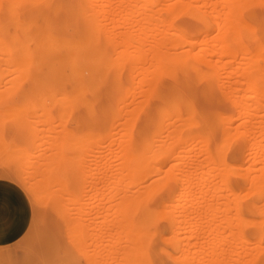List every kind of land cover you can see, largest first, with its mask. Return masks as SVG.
I'll list each match as a JSON object with an SVG mask.
<instances>
[{
	"label": "bare ground",
	"instance_id": "6f19581e",
	"mask_svg": "<svg viewBox=\"0 0 264 264\" xmlns=\"http://www.w3.org/2000/svg\"><path fill=\"white\" fill-rule=\"evenodd\" d=\"M115 1L116 0H0V80L4 79L6 81L5 85L8 84V86L10 84L12 85L10 81L11 82L15 81L17 82V84L18 83L20 84L23 82H24L23 84H25V82H30L32 88L29 91H32V90L33 91H37V90L45 91L46 94L48 93V95H50V97L53 98V100L51 99L53 101V113H56L58 115V118L56 115L55 119H57V121L55 120V121L50 122L51 116L47 114L49 115V122H50V124L47 122L49 124L48 127L51 128L52 122H55L56 125L57 124L60 125L59 126L60 128L63 127L62 129H65L66 128L65 126H69L70 129L66 128L69 130L66 131L65 129L63 131L64 133L62 132L63 134L62 133L60 134L62 129L61 130L57 129V131L59 130V132L57 131L56 132L59 134L54 133L52 135L54 136L56 134L60 136H56L52 140H50L51 137L47 136V140L45 138L43 144L45 143V141L46 143L47 141L48 142L53 141V143L51 142L50 143L52 145L55 144V146L56 144L57 146L59 144L58 147L60 148L58 149L62 148L61 150L64 155L70 154L71 156H74L72 157L74 160L77 159V156L81 157L82 154L83 156L88 155V153H85L86 151L84 150L86 149L87 151H89L88 145H90V148L94 147L95 145H93V143H95L97 140L98 141L96 142V144L99 142V145H101L102 150L101 148H99L101 151L100 152L96 151V152H99L100 155L102 154L101 155L102 159L106 156L105 151L107 155L115 154V155H112L113 156L112 158H110V160L113 159V161L115 160V162L114 163L111 162L110 165L112 166L107 167L108 171L106 170L107 169L106 166H107V163L109 164V161H107L106 163L105 162L100 163L101 165L100 170H99L100 166L99 167L96 166V168L100 171L101 174L99 172L97 173H99V175H102V184H103L102 189L105 187L104 188L105 192H103L104 195H102L103 193H101L102 196L100 195V198L115 201V202L113 201L114 203L111 202L113 204L108 203L103 208L104 209H107V208L114 209V207H116L118 208V210L117 209L116 210L119 211L118 216H120L118 218H120L123 221L125 220L124 222L129 221V223L130 222L132 223L136 222V224L138 223L137 225H135L134 223L133 225H135V227L131 228L130 227L131 224H128L126 222L128 227H130V230L133 229L132 232L134 233L136 232L135 235H133L132 233L131 235H133L134 237H136V239H138L137 241L140 242L139 244L140 246L138 244L137 245L139 247L137 245L132 244L133 243L132 240L134 241L135 238L133 239V237L130 234H128L129 230L127 229L129 228L126 226L127 234L130 236V238L127 235L128 237V238L126 237L127 240H125V238L124 240L127 242L129 241L128 243H131L129 245H133L134 247L130 246L127 248V245L124 246L125 248H127L125 249V252L130 253L131 251L136 250L135 248H137L138 252L141 249L146 250L145 252L141 250L144 252L143 258L141 257L143 256V254L142 253L139 254L141 251L139 253H137L136 251L137 254H135V258L137 259V261L134 260L135 258L133 254L135 252L134 251L131 252L132 256L128 255V257L129 258L131 257L130 259L132 261L129 260L128 258L129 262L127 261L128 263H125V264H133V262H135L134 264H139L140 262H142L141 264H146V261H147V264H152L155 257L158 259L159 256L163 255L161 254L157 257L156 256L157 250L155 252L153 250V254L154 253L156 254L155 256L146 254V253H149L150 251L147 248L152 249L151 247L155 245L153 242H152L153 245L150 242L157 238V234L155 233H158V236H159L158 238H161L162 245L164 244V247H161V249L163 248L164 250L163 249L161 250L160 247L156 245L158 246L157 248L159 252L160 251L165 252L166 256L164 255V259L162 258V256L160 257L162 258L163 261L171 260L172 264H194L195 260L196 262L198 261L197 262L198 264H200L199 261H203V260L207 262V264H215L216 262L218 263V261H221V260L216 261L217 258L214 256L216 255V250L214 249L215 254L214 252L213 253L211 252L210 244H213L212 242L213 239L211 241L209 240L210 243L206 242L208 239L213 237L214 231L213 232L210 231V233L207 232L208 233L206 235L207 240L205 239L206 241L203 242L204 244L206 242L207 244L210 245V249L208 250V256L210 252L214 256V257H211L212 256L211 255L208 261H206L208 259L207 258L208 256H206L207 258L206 260H205V257L203 258V256H205L204 253H207L205 252V250L208 248L205 247L206 249L204 250V247L202 246L204 250L203 254H201L200 252L202 257L198 252L199 250L196 252V254L198 253L200 255L199 256L200 258L197 257L198 254L197 256L194 255L193 257L192 252H195V251H192L189 248H187L186 245L191 246V244L189 243L187 244L186 241L188 238L187 237L188 234L190 233L192 234V232L195 233L194 229L195 227H200L199 224L203 223V225L206 227L213 226L212 209L215 210L217 209V207L214 208V206L211 205V201L209 200L212 198L211 196H216V194L220 190L222 191L223 189L224 191L226 190L227 192H229V194L230 193L232 194V192L230 191L233 190V187L229 184V180L232 176L239 175L242 177L244 174H246L244 176L247 178L251 176V175L250 176L248 175V173L251 174L250 172H252L250 171V168L243 169L244 167L242 168L241 165H236L235 163H231L230 170L228 172H223L221 170L216 160V157L214 155L217 138H219L220 140L228 139L231 142H233V139L239 136V135L236 136L238 133L235 134V132H240V135L243 134V138H245L244 134L249 133V131L250 133H252L251 132L253 131L252 127H255L257 128L256 130L257 133L258 132L260 133H258V136H256L255 134L254 135L256 137L262 136V138L260 139H263V135H264V116L263 115L264 114H260V116L257 114L259 119L257 122L254 120L255 124H253V121H252L253 119H251V117H253L254 110L256 107L254 106L255 103L256 105L258 104V110L260 109L263 111L264 109L263 108L264 107V66L262 65L263 67L260 66L261 67L260 68L259 63H258L259 58H261L262 60V57H263L264 59V31H262L261 22H257L256 16L248 15L247 13L249 8L253 7V4H256L257 1L256 0L254 1L253 0H243L244 3L249 5V7L235 8V7H231V5L240 3L241 0H233V1L232 0H220V1L219 0H213V1L212 0H173V1L171 0V2L173 3L166 2L168 0H118V3L120 5L122 3V6H124L123 5L124 2L128 3L127 6L129 5L128 7L124 6L126 7V10H124L125 13H123L124 14L123 16L118 15L119 14L118 8H114ZM258 2L260 1L258 0ZM176 4L181 5L180 11L183 13H186L193 17L203 16V17H206L207 19V23L203 26V28H199L194 31V33H196V36H193L192 34V39H187V38H183L180 36L171 35L170 32L168 31V27L165 24L164 17L161 16V10L164 9V7L167 8L169 12H171L173 8L169 6H174ZM156 5H160L161 9L160 7L157 8ZM133 16L138 17V18H134L133 22L130 25L128 24L127 27H125L124 21L127 20L129 23L130 21L128 19L130 18L132 19ZM215 16H219L220 19L217 20ZM214 18L219 22L216 23L217 21ZM213 20L214 22H212ZM127 21H125V23ZM121 23H123L124 26L121 25ZM213 23H216V28H215V25H214V28L217 29L218 32L215 29H213L217 32L216 35L212 34V33L215 34V31H212ZM148 29L151 30L150 31L151 33L149 34L147 33ZM140 30H143V31H140ZM146 40L149 41V44L147 45H145L147 43ZM131 46L133 47V49L131 48ZM130 48L132 49V51L129 50ZM237 55H239L238 59L235 57ZM213 56L215 58H213ZM228 58L231 62L233 63L236 62L234 67H233L234 64L229 63L230 61L228 60ZM148 59H149V62H148L149 64H147L144 67L143 65L147 63L146 60ZM231 59H233V61ZM130 61L132 64L134 63L131 66H130ZM241 65L242 66L245 65L244 67L245 69L243 71L240 70ZM150 66L151 68H153L152 70L149 68ZM219 68L221 70L222 68L224 69L230 68L231 70L229 71L226 70L228 71L229 74L231 72H234L235 74H240V76H243L245 79H248L247 83L243 82L245 84V88L243 87V89H241L243 91L242 95L238 93L235 94V91L238 90L235 84H234L235 88H232L231 86L225 85L223 82L220 81V79H222L221 76L225 77L226 75L225 74H224L225 76H223V74L220 75L221 72ZM5 75L7 77H4ZM138 77H141L139 78V84L133 83V85L137 84V86H131V87H134V88H131L128 84L129 79L132 78V81H133ZM151 78L152 79L156 78V79L155 80L153 79L154 81H152ZM232 78H234V75L232 76ZM165 79H168L170 83L165 84L164 83ZM193 83L197 86V89L194 90L191 97H189L185 93L184 89L187 85L193 84ZM3 84L4 83L0 85L1 87L3 86L2 87L3 89L0 87L1 88L0 91L1 90L8 91L9 87L7 88L6 86V89H5L4 88L5 85ZM15 85L14 87H11L12 88V90H10L11 93L10 92L9 94L7 93V96H4L6 95V93L3 95L4 98L11 97L10 95L14 93L15 89H17V87H20L19 85L18 86H15ZM143 86H145V88H142ZM162 89L167 91L170 94V97H171L170 103L160 105L158 107H154V100L157 94ZM247 91H249L248 93H250V95H248L249 97L247 98L250 101V103L249 104L246 103L245 105V104H242L243 102L241 101V99L243 95L247 94L246 93ZM217 93H219V95H222V94L224 95L225 93V95L219 96ZM226 94H229V95H226ZM44 95L43 97H45ZM136 95L141 96V98H139L140 100L135 99ZM41 96L38 99H41ZM128 98H130L129 99L130 101H127ZM0 99H1L0 106L3 105L2 110L4 107L10 105V104L8 105L5 104L6 105L5 106L3 103L4 102L3 98H0ZM246 100L244 101V103L248 101ZM24 104L25 103H23V105ZM50 104L51 103L48 104L45 102L43 106L49 107L48 105ZM202 104H207L209 109L213 113L216 111H222L223 113L222 118L217 122L211 135L208 134L207 130L201 125L199 119H197L199 115L198 106ZM18 105H20V108L24 107V106L21 107V104H18ZM18 105L17 103H13V106L12 105L10 106L15 108L14 106L17 107ZM27 105L33 108L32 107L33 105L31 106V103H26V106ZM226 105L232 106L234 111L228 114L225 111ZM10 106H8L7 108L10 109ZM34 107H35V103H34ZM27 108L29 109V107ZM27 108H25V110L20 109L21 111L19 110L18 112L17 111H14V112L19 113L17 115L18 117L20 116V118L21 117L28 118L31 116L29 113H31L32 110H30V112H26L27 115L29 114V116H23V114L26 115L24 111H26ZM37 109H36V113L42 114L43 108H39L41 109V111L38 109L39 112H37ZM10 110H14V109L11 108ZM48 110L49 109H47V111ZM260 110H259V113H260ZM0 111H1V108H0ZM22 111L23 113H21ZM11 112L13 114V111H10L9 113L10 115H11ZM255 112H258V111L256 110ZM41 114L39 117V115H36L33 111L32 117L38 116L39 118L37 119L42 118L43 120H46L47 115H44L45 113L42 115ZM43 115L45 117H42ZM6 117L7 116H5V118L2 117L4 122H5ZM53 118L54 117L52 116L51 119L54 120ZM239 118L241 119V122L240 124L239 122L236 124L235 123L236 119H239ZM42 119H40V121H42ZM16 120L18 121V119ZM33 120L34 122L30 120L31 121L30 125L35 123L36 119L34 118ZM3 121L1 122V115H0V126L3 123ZM22 122L25 124L27 121L22 120ZM22 122L18 121V124L20 125L21 123L22 125L20 126H23L24 124ZM40 123L42 124V122ZM18 124H16V126ZM27 124H28V127H30L29 123H26L25 126H27ZM233 124H236V126L233 127ZM42 125L44 126V124ZM82 127H85L86 129H88L87 132L84 131L83 133L85 135V138L83 137V134H82V138L85 139L83 142L81 141V136L79 134V131ZM238 127H242L241 128L242 130H238L239 129ZM24 128L26 129L27 127H24ZM250 128H252V130H250ZM43 130L45 131V129ZM51 130L50 132H52ZM195 130H198L196 135L195 133L193 134V131ZM45 132L47 133L49 131H45ZM192 135H193V138H192ZM248 137L246 138L248 139ZM191 138L194 139L193 142L195 141L198 143L199 148L201 147L200 148L201 150H199L198 147L196 149V150H199L197 152L201 151L200 153H204L205 151L203 146H201L202 144L200 145L201 140L204 139L203 142L205 141V144L208 142V146H206L207 147L206 152L208 155H206L207 156V158H205L206 160L205 159H204L205 161L203 160V162H206V163L208 162V167L206 170L201 171V173L199 172L200 170L198 171L199 172L198 179H200L201 183L198 186L199 188L196 187L197 184L195 183H197V180H198L196 178L197 179L196 182L193 180L195 182L193 183V186H195L196 190L192 189L193 191H198L196 192L198 201L200 200L199 198L203 200L204 193L206 192L210 193L211 198L208 199L205 196L206 199L204 198L205 201L203 200L202 204H200L201 201H199L198 203L195 200L194 202V199L196 198L195 196L192 198L191 197L189 198V193H190L189 188L192 187L191 183L193 181L192 179H190L191 174H189L190 177L189 176L184 177L185 176L184 173L186 171L188 173V167H187V170L184 172L183 168H181L183 167L181 166L182 163L179 161L182 158L183 159L185 158L184 157V153L186 155L185 150L186 151L188 150L189 153H191L190 150L192 151L195 150L196 147L191 145V144H194L195 142L192 143ZM0 139H1V136H0ZM185 139L186 141L188 139V144L192 146V149H189L191 148L189 145H182L185 142ZM255 139L254 141L258 140V139L256 140ZM86 142L88 143V145L85 146L87 148L84 147V145L87 144ZM210 142H211V145L209 144ZM63 144L65 145L67 144L71 149H73V151L78 152V153L75 154V152L70 150V148L69 150L72 151L73 153L71 154L70 151L69 153H65L64 149L65 151H68V150H67V146L66 148H64L65 146ZM113 144H115V146L111 147V145ZM181 145L185 147V150ZM194 145L196 146L197 144H194ZM254 145L251 144V146L253 147ZM186 146H189V148ZM251 146L249 145L250 150H251ZM80 147L84 148V149L81 148L84 152L81 155H78L79 154L78 150H80ZM6 148L7 147H5V151L8 152ZM260 148H263V147H260ZM47 149H49V147L46 146V151ZM91 149L92 151L95 152V150H93L95 148H91ZM5 151L3 152V155H5L4 154L6 153ZM53 151L54 150H52L51 152L53 153ZM62 152L58 150V152L55 154V157L57 156V158H59L57 162L59 160L65 161V159L64 160L60 159L62 157ZM252 152L254 153V150ZM52 153H50L49 155H47L46 153L41 154L42 155L41 157L47 158L46 155L51 157ZM8 154L9 153H7L6 155L9 156ZM19 154L20 153H18V156ZM30 154H33V152L32 153L29 152V155ZM38 154L36 153L35 155H38ZM70 155H67V156L69 157ZM110 155L106 157H109ZM254 155L253 157L255 158ZM52 156H54V154ZM114 156H117L121 162L117 163L118 159ZM38 157L40 158V155H38ZM50 157L48 159H50ZM87 157H92V156L88 155ZM159 158H164V159H159ZM262 158H264V156L258 159L261 160ZM84 159L85 158H82L81 160H84ZM88 159L89 161H91L90 158ZM104 159L109 160L108 158H104ZM104 159L101 161H104ZM69 160L70 158L68 159V161ZM81 160L80 162H82ZM89 161H86V163L88 164ZM96 161H97V158H96ZM101 161L99 160L97 162H101ZM200 161L202 160H199V162ZM177 162L181 163L180 166L177 165ZM112 163L114 165L117 163L116 167L115 166L113 167ZM94 164L98 165L96 164V162ZM263 164H264V161H263ZM61 165H59L60 170H61V167L64 166V165L62 166ZM80 166H81V163H80ZM55 167H58V165H56ZM85 167L88 168L90 166L86 165ZM92 168H94V166ZM192 168L194 169V166L191 167V171L193 170ZM196 168L198 167H195V169ZM257 169H259L258 166L256 168V171H260L261 172L260 175L264 173V170H261V169L257 170ZM90 170L89 172L94 173ZM175 170H177L176 173H174ZM85 171H88V170H85ZM105 171H107V175H105L106 174ZM109 171L111 172L114 171L115 173L118 172L120 173V175L117 174L116 175L117 178L113 180H111L110 178L106 179V176L110 177L111 172L108 175ZM113 173L111 174L112 175L111 177L114 176ZM257 173H256V176H257ZM90 174L88 175L90 176ZM244 176L242 179L245 181L246 178ZM252 176L256 177L253 174ZM212 177L217 179V181L215 180L216 182L213 181L214 184H212L213 183L212 181H211V184L208 182L209 179H212ZM252 178H251L252 182L247 179H246V182L250 181L249 182L250 186H252V183H253V186L256 187L257 184L254 185V182L258 181L259 179L258 180L255 179V181L253 182ZM142 181L145 183H142ZM189 181H191L190 184H189ZM131 188L134 191H132ZM209 193H206L205 195ZM192 195L190 194V196ZM199 195L202 197H198ZM239 196L241 197L243 195H241L240 193ZM149 197H151V203L154 205L153 211L156 217L155 223L150 222L145 217L144 209L146 206H148L150 202ZM206 200H209L210 202L207 204L204 203L206 202ZM90 201L91 202L87 204L88 205L87 207L89 208V210L95 206L100 205V204L96 205L95 200L94 202L93 200H90ZM103 201L105 202V200H102V203H104ZM226 202H229V200H227ZM226 202L224 203L226 204ZM224 203L222 204L224 207L220 205L221 203H219L218 205V206H222L221 210L228 208L226 207L228 205H224ZM199 204L201 205L200 207H204V209L203 208L202 209L206 215L204 218L205 220L204 219L199 220L200 216L196 220L197 218L196 217L197 215H196L195 216L196 218L191 221L188 220V218L191 219V217L186 218L189 222H187V220L184 218L183 221L186 220V222H184L183 225L181 226L182 218L186 216V215H183V213L187 212L189 208L192 209L193 207ZM101 205L103 206V204ZM108 205L110 206L108 207ZM215 205H216V202H215ZM58 207L60 208L61 206H58ZM185 208H187V210ZM177 209H180L179 212ZM183 210L184 211L186 210V211L183 212ZM198 210L200 211V209ZM217 210H215L214 213H217ZM221 210L219 211L221 212ZM103 212H104L103 213L104 215L108 214V213L106 214L105 211ZM223 212L224 210L222 211V213ZM71 217H69V219L72 220L75 216H73L72 218ZM77 218H80V217H77ZM77 218H74L73 221L76 222L78 220ZM80 219L82 220V218ZM224 219L226 220L225 216H224ZM85 220L86 222L89 223V219L87 220L86 218ZM214 221H217V220H214ZM84 222L82 224V227H84L85 225H88V224H85L86 222L85 223ZM139 223H140V226H139ZM143 224H144L143 227L146 229L148 228V224H151L153 226H155L156 224L161 225L162 226L161 229L164 231V235H163L164 237H161V234H163L162 231L160 232L161 234L159 232H155L156 230L158 231V229L153 230L152 232L151 229H154L153 226H149L151 228H149V230L148 229L145 230L142 227ZM145 224H146V227H145ZM79 226L80 225H78V227ZM136 226H139V229ZM183 227L186 229H184ZM87 228L89 229L90 227H87ZM135 228L136 230L134 231ZM93 230L95 232V230L97 229L93 228ZM140 230H142L141 232H143L142 234L140 233L141 236L138 234ZM182 230H183V234L187 233L186 234L187 236L184 234L187 238L184 237L183 235L181 236ZM149 231L153 233L152 236ZM207 231H209V228ZM98 233L100 232L98 231ZM136 234L139 236V238ZM92 235L96 236V233L95 235L94 234ZM142 235H144L145 237ZM153 235L154 236L156 235V237L154 238ZM216 236L217 234L214 235V239ZM90 237H91V234L89 238ZM96 237H93V238L96 239ZM102 237L103 235L101 236V238ZM143 237L144 238L148 237L149 240L143 239ZM93 238H90V240ZM221 238L223 237H220V239L218 240L219 244H220L219 241L222 240ZM98 239H100V237ZM140 239L142 240V243L145 240L148 241V242L145 241L142 244L143 246H146L144 245L145 243L147 244V246L149 244H151L152 246L150 247L148 246L146 248L143 247L141 245ZM156 240H154V242H156ZM159 242L158 244L160 245L161 243ZM198 242L200 243V241ZM93 243H96V242L93 241ZM156 246H153V247H156ZM213 246L214 248H216V246L218 247V245H213ZM95 247L97 246L95 245ZM140 247H143V248L140 249ZM92 249H95V248H92ZM128 249H131V250L126 251ZM121 251L123 250L121 249ZM200 251L202 250L200 249ZM95 252L96 254L94 252L90 254L92 260L93 258H95L94 257L95 255H97L99 258V255L97 253H101L97 251ZM127 253H125V255H127ZM217 253H218V250H217ZM138 254L141 255L139 256L140 259L137 256ZM123 255L124 253L122 254V256ZM145 255L148 256L147 260H146L147 257ZM160 258L159 260L161 261ZM193 258L195 259L193 260ZM95 260L96 259H94V261ZM191 260H193V262ZM96 262L100 263L98 259ZM136 262H139V263H136ZM205 262H203V264ZM222 264H225V262H222Z\"/></svg>",
	"mask_w": 264,
	"mask_h": 264
},
{
	"label": "rangeland",
	"instance_id": "374dc122",
	"mask_svg": "<svg viewBox=\"0 0 264 264\" xmlns=\"http://www.w3.org/2000/svg\"><path fill=\"white\" fill-rule=\"evenodd\" d=\"M173 1V0H172ZM213 1V0H212ZM220 1V0H219ZM233 1V0H232ZM254 1V0H253ZM257 2H256V4H253V7H250L249 8V10L247 11V13H248V15H255L256 16V18H257V22H261V24H262V18H261V12H262V8H261V5H264V4H262V3H264L262 0H259L260 2H262V3H260V2H258V0H256ZM120 2V1H119ZM166 2H168V3H170L171 2V0H168V1H166ZM171 3H173V2H171ZM234 3H235V1H234ZM254 3V2H253ZM127 4L128 3H126V2H124V6H126V7H128L127 6ZM200 4V3H199ZM116 6V7H115ZM121 6V7H120ZM124 6H122V3H121V5L118 3V0H116L115 1V5H114V8H118L119 10V14L118 15H124L123 13H125V11L124 10H126V7H124ZM157 6V8H159L160 7V9H161V6L160 5H156ZM155 6V7H156ZM155 7H154V9H155ZM208 7H209V5H208ZM125 8V9H124ZM219 8H220V6H219ZM252 8V9H251ZM123 9V10H122ZM204 9V8H203ZM250 9H251V11H250ZM121 10V11H120ZM202 10V9H201ZM121 12H122V14H121ZM168 12H169V10L167 9V8H165L164 7V9H162L161 10V16L162 17H166L167 15H168ZM216 17V19L217 20H219L220 18H219V16H215ZM134 18H138V17H135V16H133L132 17V19L130 18V19H128L130 22L128 23V21L127 20H125V21H127L126 23H127V25H126V23H125V21H124V25H125V27H127L128 26V24L130 25L132 22H133V20H134ZM212 19H213V17H212ZM215 19V18H214ZM215 19V20H216ZM216 20V21H217ZM212 22H214V20L212 21ZM219 21H217L216 23H218ZM216 23H213V25H212V31H217V29H215L216 28ZM121 25H123V23H121ZM120 25V26H121ZM123 25V26H124ZM214 25H215V28H214ZM213 29H215V30H213ZM140 31H143V30H140ZM139 31V32H140ZM151 30H147V33L149 34V33H151L150 32ZM215 31V34L214 33H212L213 35H216L217 34V32ZM193 34V36H196V33H192ZM195 34V35H194ZM148 40H149V38H148ZM147 41V40H146ZM147 44H149V41H147V43L145 44V45H147ZM119 48V47H118ZM118 48H117V50H118ZM131 48L133 49V47L131 46ZM129 49V50H131L132 51V49ZM146 48V47H145ZM128 50V51H129ZM237 59L239 58V55H237V56H235ZM213 58H215L214 56H213ZM235 58V59H236ZM228 60H229V58H228ZM232 61H233V59H231ZM230 61V60H229ZM146 64H145V62H144V64L145 65H143L144 67L147 65V64H149L148 62H149V59L148 60H146ZM229 63H232V64H234L233 65V67L235 66V64H236V62L235 63H233V62H229ZM258 63H259V67L260 66H264V59H263V57H262V60H261V58H259V60H258ZM134 64V63H133ZM132 63H131V61H130V66L131 65H133ZM149 66V65H148ZM247 66V65H246ZM262 66V67H263ZM232 67V66H231ZM230 67V68H231ZM245 65L244 66H240V70L241 71H243L245 68ZM151 70L153 69V68H151V66L149 67ZM221 68V67H220ZM219 68V69H220ZM230 68H227V69H224V68H222V70L220 69V75L221 74H223V76H225V77H229L230 78V80H229V78L227 77V78H225V77H222L221 76V78L222 79H220V81L221 82H223L225 85H229V86H231L232 88H235V86H236V88H238V90L237 91H235V94H240V95H242L243 94V91L241 90V89H243V87L245 88V84L244 83H247V80L248 79H245L243 76H240V74H235L234 72H231L232 73V75H231V73L229 74L228 73V71L229 70H231ZM261 68V67H260ZM226 70H228V71H226ZM227 72V73H226ZM225 74V75H224ZM234 75V78H236V79H234V78H232V76ZM4 77H7L6 75L4 76ZM139 78H141V77H138V78H134L135 80H133L132 81V78L131 79H129V86L131 87V86H137V84H139ZM157 78V77H156ZM155 78V79H156ZM8 79V78H7ZM152 79V78H151ZM154 79V78H153ZM152 79V81H154ZM237 79H239V80H237ZM4 80V79H3ZM3 80L1 79L0 80V85H2V83H4L3 85H5V80H4V82H3ZM9 80V79H8ZM242 80H244V81H242ZM2 81V82H1ZM134 81H136V82H134ZM151 81V80H150ZM240 83H239V82ZM14 82V83H13ZM13 82H11L10 81V83H12V85L10 86H8V82L6 83L7 85H5L4 86V88L6 89V86H7V88H8V91L6 90V91H3V90H1L0 92H2V93H0V95H2V96H0V98H3V103H4V105L6 104V105H8V104H10V105H12L13 106V103H17V105L18 104H21V107L22 106H24L23 108H20V105H18L17 107L16 106H14L15 108H13L12 106H10V105H8V106H10V109L12 108V109H14V110H10L9 108H7L8 106H6V107H4L3 108V110H2V106L3 105H1L0 106V108H1V111H0V115H1V122L3 121V118H5V116H6V114H4V113H7V117H6V119H5V122L3 121V123L1 124V126H0V136H1V141H0V143L1 144H3V145H1L0 144V149H2V150H0V152L1 151H3V149H4V151H5V147H7L6 149H7V151L8 152H6V153H4L5 155H3V152H1L0 153V170H7L8 172H10L11 173V175L15 178V180H16V182H17V184H18V191L19 190H22L24 187H27V189L28 190H30L31 191V193H32V195H31V197H25V202H26V205H27V210L26 211H21V214H20V217H19V220H18V222H17V224H16V226L11 230V231H8V232H6V235H12L13 233H16L18 236H19V239H18V241H16L15 243H13V244H11V245H8V246H0V264H66V262H67V264H125V263H128L129 261H128V255L129 256H132V253L131 252H135L133 255H134V258H135V254H137V253H139L141 250H143V249H141V248H143V247H150V246H152L153 245V243L155 244V245H153V246H156V245H158L159 247H160V249H161V247H164V244L162 245V239L161 238H158L159 236H158V233H155V234H157V240L156 239H154V240H156V242H154V240L153 241H150L151 243H152V245L151 244H149L148 246H147V244L145 243L144 245H146V246H143L142 244L146 241H144L143 243H142V238L140 239L141 240V245L143 246V247H140V251L138 252V250H137V248H135L136 250H133V251H131L130 253H127V252H125V249H127L128 247H134L133 245H139L140 244V242L139 241H137L138 239H136V237H134L133 235H135V233L134 232H132V230H130V227L131 228H134L135 227V225H137L136 224V222H130L129 223V221H126L128 224H131V226L130 227H128V225H127V223L126 222H124L123 220H121L120 218H118V217H120V216H118L119 215V211H117L118 210V208H116V207H114V209L113 208H107V209H104L103 207L105 206V205H107L108 203L109 204H113L114 202L113 201H111V200H109V199H104L103 197V199H101L100 198V195H101V193H103V192H105V190H104V188L102 189V187H103V184H102V175H99V173H100V168H101V165H100V163H102V162H107V161H109V164L107 163V166H106V168L108 167V166H112V165H110L111 164V162H115V160L113 161V159H111L110 160V158H112L113 156L112 155H115V154H112V155H110V154H108V155H110L109 157H106V156H108L107 155V153H106V151H105V154H106V156L104 157V158H108L109 160H107V159H104V161H101V160H103L102 159V157H101V155L99 154V152L102 150V147H101V145H99V142L96 144V142L98 141H94L95 143H93V145H95L94 147H91V148H95V149H93V150H95V152L94 151H92V149L90 148V145H88V143L87 144H85L84 145V147L86 146V145H88V149H89V151H91V152H89V151H87L86 149L84 150V151H86L85 153H88V155L90 156H92V157H87L88 155H84V156H86V157H84L83 156V150L82 149H84V148H82L83 146V144L81 145L82 147H80V150H78L79 151V154L78 155H81V157H79V156H77V159L76 160H74L72 157H74V156H71L70 154H63V152H62V148L61 149H58V148H60V147H58L59 146V144H58V146H57V144H56V146H55V144H51V143H53V141L51 142V141H47V143H46V141H45V143L43 144V142H44V140H45V138H46V140H47V136L48 137H51V139L50 140H52L54 137H56V136H60V135H56V134H59V133H57V132H59V130H61L63 127H59L60 125L59 124H57L58 125V127H57V125H56V123L55 122H52V124H51V128L50 127H48L49 126V124H50V122L51 121H57V119H55L56 118V113H53V98L52 97H50V95H48V93L46 94V92L45 91H29L32 87H31V83L30 82H25V84H23V83H18L17 84V82H15V81H13ZM149 82V81H148ZM148 82H147V84H148ZM231 82V83H230ZM242 82V83H241ZM244 82V83H243ZM133 83H137V84H134L133 85ZM150 83V82H149ZM164 83L165 84H169L170 83V81L168 80V79H165L164 80ZM15 84H17V85H15ZM233 84V85H232ZM234 84H235V86H234ZM14 85L15 86H20V87H17V89H15V91H14V93H12L10 96L12 97H6V98H4L3 97V95L6 93V95H4V96H7V93L9 94V92L11 93V91L10 90H12V88L11 87H14ZM26 85V86H25ZM1 87V86H0ZM3 87V86H2ZM1 87V88H2ZM0 88V89H1ZM131 88H134V87H131ZM142 88H145V86H143ZM240 88V89H239ZM3 89V88H2ZM13 90H14V88H13ZM224 92V91H223ZM249 91H247L245 94L246 95H243L242 96V99H241V101L243 102H241L242 104H245L246 105V103L247 104H249L250 103V101L247 99L249 96L248 95H250V93H248ZM45 94V95H44ZM218 95H219V93H217ZM42 95V96H41ZM43 95L47 98H45V97H43ZM48 95V96H47ZM224 95H225V93H224ZM223 94L222 95H219V96H224ZM226 95H229V94H226ZM40 96H41V99H38V98H40ZM36 97V98H35ZM43 97V98H42ZM136 98V100H140L139 98H141V96L140 95H136L135 96ZM244 97V98H243ZM246 97V98H245ZM50 99V100H49ZM52 99V100H51ZM130 98H128V100L127 101H130L129 100ZM248 101H247V100ZM1 100V99H0ZM28 100H30L31 102V106L33 107V108H31L30 106H28V105H30V104H28L27 106H26V101H28ZM38 100V101H37ZM247 101V102H245L244 103V101ZM38 102V103H36V102ZM51 103L50 105H48L49 107H47V106H43V104L45 103ZM126 101V102H127ZM1 102V101H0ZM42 102V103H41ZM23 103H25L24 105H23ZM34 103H35V107H34ZM15 105V104H14ZM39 105H40V107H39ZM46 105V104H45ZM254 106H256L255 107V110H254V114H253V117H251V119H253L252 121H253V124H255V122H254V120L257 122L258 121V119H259V117L257 116V114L260 116V114H264V107L262 108L263 109V111L262 110H260V113H259V110H258V104L256 105V103H255V105ZM27 107H29V109L27 108ZM37 107H38V109L39 108H43V110H42V114H44V115H47V114H49L51 117L53 116L54 118V120H52L51 119V117H50V122H49V115H47L46 116V120H43L42 118H40V119H42V121H40V119H37V118H39L40 117V114H37L36 113V109H37ZM6 108V109H5ZM25 108H27L26 109V111H24L25 113L26 112H30V110H32V112L31 113H29L31 116L30 117H28V118H26V117H21V118H23V119H21L20 118V116L18 117V115L17 114H19V113H15L14 111H19L20 109H24L25 110ZM31 108V109H30ZM260 108V107H259ZM5 109V110H4ZM37 109V112H39V110L41 111V109H39L38 110ZM47 109H49L48 111H47ZM6 110H8V111H6ZM13 111V114H12V112H11V115L9 114L10 113V111ZM258 111V112H255V111ZM21 111V110H20ZM33 111H34V113L36 114V115H39V117L38 116H36V115H34V116H36V117H32V114H33ZM43 111H44V113H43ZM225 111L229 114V113H232L233 111H234V109H233V107L232 106H230V105H226V107H225ZM1 113H3V114H1ZM21 113H23V111L21 112ZM29 114L27 115V113H26V115H24L23 114V116H29ZM41 114V115H42ZM256 114V115H255ZM42 116V117H45V116ZM17 116V117H16ZM264 116V115H263ZM3 117V118H2ZM19 118H20V120H19ZM25 118V119H24ZM30 118V119H29ZM32 118V119H31ZM36 119V120H38V121H36L35 120V123L34 124H32V125H30V123H31V121L30 120H32V122H34V120L33 119ZM57 118H58V115H57ZM16 119H18V121H21L22 122V120H25V121H27L26 123H29V125H30V127H28V124H27V126H25V124L23 125V126H20V125H22L21 123H20V125L18 124V121L16 120ZM45 119V118H44ZM16 121H17V123H16ZM44 121V122H43ZM251 121V122H252ZM37 122V123H36ZM40 122H42V124H44V126L40 123ZM49 124H48V123ZM239 122V124H240V122H241V119L239 118V119H236V124ZM18 124L17 126H16V124ZM46 123V124H45ZM58 123V122H57ZM55 126H54V125ZM236 124H233V127L234 126H236ZM239 124H238V126H239ZM42 125V126H41ZM254 126V125H253ZM24 127H27L26 129L24 128ZM45 127V128H44ZM48 129H47V128ZM55 127V128H54ZM57 127V128H56ZM66 128H69L70 129V127L69 126H65ZM252 127V126H251ZM28 128H30V129H28ZM65 128V129H66ZM239 129L238 130H242L241 128L242 127H238ZM253 128V131H251L252 133H250V131H249V133H247V134H244V137L245 138H243V134L242 135H240V132H235V134L236 133H238L236 136H238L237 138H234L235 139V141H234V139H233V143L235 144V145H237L238 146V152H237V155L236 156H234L233 157V160H232V163H235L236 165H241L242 166V168L243 169H249L250 168V171H252V172H250L251 174H249L248 173V175L250 176H252V174L253 175H255L256 176V173L257 172H259V173H257V176L256 177H254V176H250V177H245L244 175H246V174H244L243 176L247 179V180H250L251 182H252V180H251V178L253 179V182L255 181V179L256 180H258V181H255L254 182V185H256L257 184V186L256 187H254L253 186V183H252V186H250V181H247L246 182V179H245V181L242 179L243 178V176L241 177V176H239V175H235V176H232L231 178H230V180H229V184L233 187V190L232 191H230V192H232V194L230 193L229 194V192H227L226 190L224 191V189L221 191H219L217 194H216V196H211L210 197V193L209 192H206V193H209V194H207V195H205L206 193H204L203 194V200L205 201V199L206 198H211V199H209L210 201H211V205L212 206H214V208L215 207H217V209H215V210H217V213H214V211L215 210H213L212 209V217L214 218H212V224H213V226L212 227H206V226H204L203 225V223H201V224H199V226L200 227H195V229H194V232L195 233H193L192 232V234L190 233V234H188V236L186 235L187 233H184L183 234V230L184 229H186V228H184L183 230H182V232H181V236L183 235L184 237H186L187 238V244L189 243V244H191V246H188V245H186L187 246V248H189L190 250H192V251H195V252H192L193 253V257H194V255H196L197 256V254H196V252L198 251L199 252V254H200V252H201V254H203L204 253V250L206 249V248H208V249H206L205 250V252H207V253H204V255L205 256H203V258L205 257V260L206 261H208L209 260V257L212 255V253L214 252V254H215V250H216V255H214L216 258H217V260L216 261H218V260H221V261H218V263L216 262L215 264H222V262H225V264H264V230H262L261 229V220H260V218H259V212H260V210H261V208H264V203H261L260 202V200H259V197L257 196L255 199H253L252 197H253V192L254 191H256V192H258V190H259V187H260V185H261V183L262 182H264V173H262L261 175H260V171H256V168H257V166H258V168L259 169H257V170H264V164H263V161H264V158H262L261 160L260 159H258V158H261L262 156H264V143H262V142H264V135H263V139H260V138H262V136H260V137H256V136H258V133H260V132H258L257 133V128H255V127H252ZM252 128H250V130H252ZM254 128H255V130H254ZM28 129V130H27ZM43 129H45V131H49V132H45ZM52 129V130H51ZM57 129H59L58 131H57ZM65 129H62V131L60 132V134L65 130ZM69 129H66V131L67 130H69ZM50 130L52 131V132H50ZM55 130V131H54ZM87 130L88 129H86L85 127H82L81 129H80V131H79V134H80V136H81V141L83 142L85 139H83L82 138V134L84 133V131H86L87 132ZM42 131H44V132H42ZM57 131V132H56ZM235 131H237V130H235ZM259 131V130H258ZM30 134H29V133ZM86 132H85V134H86ZM198 132V130H195V131H193V134L195 133V135H196V133ZM256 132V133H255ZM45 133V134H44ZM54 133H56L54 136L52 135V134H54ZM64 133V132H63ZM62 133V134H63ZM49 134V135H48ZM249 134V135H248ZM253 136H252V135ZM256 136H255V135ZM50 135H52V136H50ZM246 135H248V136H246ZM251 135V136H250ZM259 135H261V134H259ZM38 136H39V138H38ZM37 137V138H36ZM83 137L85 138V135L83 134ZM190 137V136H189ZM188 137V138H189ZM195 137V136H194ZM246 137H248V139L246 138ZM251 137V138H250ZM192 138H193V135H192ZM191 138V139H192ZM258 139V140H256V139ZM190 139V138H189ZM197 139V138H196ZM251 139V140H250ZM254 139L256 140V141H254ZM36 140H38V141H36ZM96 140V139H95ZM193 140L194 139H192V143H194L193 142ZM201 140V139H200ZM203 140L204 139H202L201 140V143H200V145L201 146H203V148L205 149V151H204V149H203V151H204V153H200V152H197V151H199V150H201L199 147H198V143L197 142H195L194 144H197L196 146L194 145V144H191L192 146H194V147H196L195 148V150H190V152L191 153H189V151L187 150H185V147L184 146H182V145H189L188 144V139H187V141H186V139H185V144L183 143L181 146L184 148V150H185V152H186V155H185V153H184V159L182 160H179L181 163H182V165L181 166H183V167H181V168H183V170H184V172L187 170V167H188V173H187V171L184 173L185 174V176L184 177H187V176H189L190 177V175L189 174H191V177H190V179H192V181L194 180L195 182H196V180L199 178V172L201 173V171H203V170H206L207 169V167H208V162L206 163V162H203V160L205 159V158H207V156L206 155H208L207 154V152H206V146H208V142L205 144V141L203 142ZM245 140V141H244ZM250 141V142H249ZM261 141V142H260ZM3 142V143H2ZM51 142V143H50ZM81 142V143H82ZM186 142H187V144H186ZM189 142H190V140H189ZM200 142V141H199ZM252 142V143H251ZM255 142V143H254ZM256 142H257V144H256ZM42 143V144H41ZM50 143V144H49ZM245 143H246V145H245ZM251 146V144L252 145H254V147L253 146H251V150H250V147H249V145ZM32 144H34V145H32ZM41 144V145H40ZM47 144H49V145H47ZM210 145H211V142L209 143ZM213 144V143H212ZM261 144H262V146H261ZM64 146V148H66V146H67V150L68 151H65V149H64V152L65 153H69V151L70 150H72L73 151V149H71L67 144L65 145V144H63ZM98 145V146H97ZM191 145H189L191 148H189V146H186V147H188L189 149H192V146ZM4 146V147H3ZM33 148H32V147ZM46 146L47 147H49V149H47V151L49 150L50 151V153H52L51 151L52 150H54L53 151V153H52V155L54 154V156H52L51 155V157L50 156H47V155H49L50 153H49V151H48V153H47V151H46ZM51 146V147H50ZM60 146H62V145H60ZM105 146V145H104ZM112 146H115V144H113V145H111V147ZM248 146V147H247ZM96 147H98V148H96ZM197 147H198V149L199 150H196L197 149ZM260 147H263V148H260ZM18 148V149H17ZM36 148H37V150H36ZM54 148H56V149H54ZM69 148H70V150H69ZM82 148V149H81ZM85 148H87V147H85ZM99 148H101V150L99 149ZM105 148H107V147H105ZM188 148H186V149H188ZM253 148V149H252ZM259 148V149H258ZM22 149V150H21ZM33 151H32V150ZM59 151H61L62 152V157L60 158V159H65V161H58L57 162V160L59 159V158H57V156L55 157V154L58 152V150ZM91 149V150H90ZM113 149H115V148H113ZM257 149V150H256ZM20 150V151H19ZM31 150V151H30ZM41 150V151H40ZM45 150V151H44ZM56 150H57V152H56ZM75 150H77V149H75ZM254 150V153L252 152ZM16 151V152H15ZM33 152V154H30L29 155V152ZM70 151L71 152V154L73 153V152H75V151ZM82 151V152H81ZM96 151H99V152H96ZM202 151V152H203ZM256 151V152H255ZM16 153V155H15V153ZM43 152V153H42ZM47 154L46 155V157L47 158H45V157H41L42 155L41 154H45V153ZM261 152H262V154H261ZM7 153H9L8 155L9 156H7L6 154ZM18 153H20L19 154V156H18ZM23 153H24V155H23ZM38 154V155H40V158L38 157V155H35V154ZM78 152H75V154H77ZM90 153H92V154H90ZM97 153V154H96ZM189 153V154H188ZM251 153V154H250ZM26 154V155H25ZM187 154H188V156H187ZM197 154V155H196ZM202 154V155H201ZM249 154V155H248ZM255 156V158L253 157V155ZM256 154H258V155H256ZM33 155V156H32ZM67 155H70L69 157L67 156ZM201 155V156H200ZM251 155V156H250ZM24 156V157H23ZM28 156V157H27ZM31 156H32V158H31ZM35 156H36V158H35ZM45 156V155H44ZM64 156V157H63ZM247 156V157H246ZM249 156V157H248ZM258 156H260V157H258ZM4 157V158H3ZM50 157V159H52V160H50V159H48ZM54 157V158H53ZM66 157V158H65ZM97 158V161H101V162H97L96 161V158ZM114 157H116L117 159H118V161H117V163L118 162H121L120 161V159L117 157V156H114ZM200 157V158H199ZM57 158V159H56ZM70 158V160L68 161V159ZM72 158V159H71ZM75 158H76V156H75ZM79 158H85L84 160H81V159H79ZM88 158H90V160L91 161H89V159ZM202 158V159H201ZM249 158V159H248ZM253 158H254V160H253ZM2 159V160H1ZM47 159V160H46ZM86 159H88V160H86ZM93 159V160H92ZM99 159V160H98ZM116 159V160H117ZM159 159H164V158H159ZM159 159H157V160H159ZM197 159V160H196ZM67 160V161H66ZM71 160H73V161H71ZM79 160V161H78ZM80 160L82 161V162H80ZM95 160V161H94ZM106 160V161H105ZM199 160H202V161H200L199 162ZM206 160V159H205ZM204 160V161H205ZM86 161H89L88 162V164L86 163ZM94 161V162H93ZM183 161V162H182ZM185 161V162H184ZM196 161V162H195ZM198 161V162H197ZM247 162V163H245V162ZM255 161V162H254ZM76 162H78V163H76ZM96 162V164H98V165H95L94 163ZM160 162V161H159ZM162 162V161H161ZM192 162V163H191ZM203 162V163H202ZM249 162V163H248ZM59 163V164H58ZM62 165H64V166H62ZM76 163V164H75ZM80 163H81V166H80ZM89 163H90V165H89ZM93 163V164H92ZM112 163V164H113ZM116 163V164H117ZM181 163H179V162H177V165H179L180 166V164ZM198 163V164H197ZM252 163V164H251ZM116 164L114 165L113 164V167L115 166L116 167ZM202 164V165H201ZM206 164H207V166H206ZM56 165H58V167H55ZM59 165H61L62 167H61V170L59 169ZM90 166V167H85V166ZM103 165V164H102ZM187 165V166H186ZM201 165V166H200ZM204 165V166H203ZM244 165V166H243ZM246 165V166H245ZM251 165V166H250ZM256 165V166H255ZM84 166V167H83ZM94 166V168H92ZM96 166L97 167H99V170L96 168ZM185 166V167H184ZM193 167L194 166V169L191 171V167ZM82 167V168H81ZM190 167V168H189ZM195 167H198V168H196L195 169ZM203 169H202V168ZM204 167H206V168H204ZM262 167V168H261ZM252 168V169H251ZM91 169V170H90ZM94 171H93V170ZM81 170V171H80ZM85 170H88V171H85ZM89 170L90 171H92V172H94V173H91V172H89ZM96 170V171H95ZM107 171H108V168L106 169ZM200 170V171H199ZM253 170H255V171H253ZM107 171H105L106 172V174L105 175H107ZM176 171L177 170H175L174 171V173H176ZM191 171V172H190ZM196 173H195V172ZM199 171V172H198ZM60 174H59V173ZM87 172V173H86ZM97 172H99V173H97ZM111 171H109L108 172V175H109V173H110ZM114 171H112L111 173H110V177L109 176H106V179L107 178H110L111 180H113V179H115V178H117L116 177V175L117 174H119L120 175V173H118V172H114ZM255 172V173H254ZM83 173V174H82ZM91 173V174H90ZM113 173V175L115 176H113V177H111L112 174ZM82 174V175H81ZM86 174V175H85ZM88 174H90V176L88 175ZM101 174V173H100ZM188 174V175H187ZM92 175V176H91ZM196 175V176H195ZM247 175V176H248ZM83 176V177H82ZM86 176V177H85ZM195 176V177H194ZM214 177V176H213ZM212 177V179H209V183L211 184V181L213 182V181H217V179L216 178H213ZM99 178H100V180H99ZM197 178V179H196ZM250 178V179H249ZM34 181H33V180ZM0 180H2L3 181V184H4V190H5V192H7V191H9V188H8V181L7 180H5L4 179V177L3 176H0ZM109 180V179H108ZM56 181V182H55ZM144 181H146V180H144ZM192 182L191 184V186L192 187H190L189 188V198L191 197H196L195 199H194V202H195V200L199 203V201H201V203L200 204H202V202H203V200H201V198H199L200 200L198 201V198H197V193L196 192H198V191H193V190H196V188H195V186H193V183H195V182ZM199 181V182H198ZM215 181V182H216ZM93 182V183H92ZM95 182V183H94ZM96 182H97V184H96ZM148 182V181H147ZM190 182L191 181H189V184H190ZM260 182V183H259ZM107 183V182H106ZM142 183H145V182H143L142 181ZM199 183V184H198ZM200 179H198L197 180V183H195V184H197L196 185V187H198L199 185H200ZM58 184V185H57ZM61 184V185H60ZM212 184H214V182L212 183ZM216 184V183H215ZM260 184V185H259ZM61 187H60V186ZM63 185V186H62ZM65 185V186H64ZM246 185H248V186H246ZM33 187V188H31V187ZM36 186V187H35ZM51 186V187H50ZM58 186V187H57ZM99 186V187H98ZM250 186V187H249ZM122 188H123V186H122ZM199 188V187H198ZM197 188V189H198ZM248 188V189H247ZM34 189V190H33ZM57 189V190H56ZM83 189V190H82ZM98 189V190H97ZM193 189V190H192ZM247 191H246V190ZM61 190V191H60ZM99 190H100V192H99ZM103 190V191H102ZM130 190V189H129ZM131 190H132V188H131ZM130 190V191H131ZM48 191V192H47ZM52 191V192H51ZM132 191H134V190H132ZM193 191V192H192ZM245 191V192H244ZM40 192V193H39ZM46 192V193H45ZM58 192V193H57ZM64 192V193H63ZM95 192H96V194H95ZM99 192V193H98ZM193 193V195H192V193ZM195 192V193H194ZM244 192V193H243ZM43 195H42V194ZM44 193H45V195H44ZM222 193V194H221ZM225 193H227V194H225ZM241 193V195H245L244 197L243 196H239V194ZM67 194V195H66ZM69 194V195H68ZM190 194L192 195V196H190ZM229 194V195H228ZM46 195H48V196H46ZM102 195H104V193L102 194ZM101 195V196H102ZM209 195V196H208ZM218 195H220V196H218ZM222 195V196H221ZM225 195V196H224ZM226 195H228V196H226ZM93 196V197H92ZM97 196V197H96ZM205 196H206V198H205ZM237 196V197H236ZM239 196V197H238ZM96 197V198H95ZM198 197H202V196H198ZM225 197H227V198H225ZM229 197V198H228ZM231 197V198H230ZM243 197V198H242ZM101 200H100V199ZM205 198V199H204ZM223 198H225V199H223ZM237 198V199H236ZM59 199V200H58ZM84 199V200H83ZM99 199V200H98ZM212 199H214V200H212ZM216 199V200H215ZM229 200V202H226L227 200ZM66 200V201H65ZM71 200V201H70ZM90 200H93V202H94V200H95V204L96 205H98V204H100V205H98V206H95V207H93L92 209H93V211H92V209H90L89 210V208L87 207L88 205V203L89 202H91ZM102 200H105V202L104 203H102ZM209 200H206V202H204V203H209L210 201ZM225 200V201H224ZM33 201H35V211H33ZM63 201V202H62ZM101 201V202H100ZM110 201V202H109ZM215 201L216 202V205H215V202L213 203V202ZM62 202V203H61ZM111 202H113V203H111ZM224 202H226V204L224 203ZM73 203V204H72ZM219 203H221L220 205H222L223 203H224V205H228V206H226V207H228L227 209H223L224 210V212L222 213V211L223 210H221V207L223 206H218L219 205ZM227 203H231L230 205L229 204H227ZM101 204H103V206L101 205ZM196 205L195 207H193L192 209L191 208H189V207H191V206H189L188 208V210H187V208H185L186 210H187V212H185L184 210H183V212H185V213H183V215H186L185 217H183L182 218V223H181V226L183 225V223L184 222H186V218H188V217H191V219L190 218H188V220L189 221H191V220H193V219H195L196 217V220L199 218V216H200V218H199V220L200 219H204L205 218V212L203 211V209H204V207H200L201 205ZM233 204V205H232ZM254 204V205H253ZM61 206L60 208L58 207V206ZM189 205V204H188ZM205 205V204H204ZM204 205H202V206H204ZM56 206V207H55ZM84 206V207H83ZM102 206V207H101ZM110 205H108V207H109ZM200 208H199V207ZM231 206V207H230ZM237 206V207H236ZM67 207V208H66ZM74 207V208H73ZM100 207V208H99ZM107 207V206H106ZM105 207V208H106ZM200 209V211L197 209ZM224 207V206H223ZM233 207H234V209H233ZM56 208H58V209H56ZM86 208H88V209H86ZM98 208V209H97ZM203 208V209H202ZM220 208V209H219ZM230 208V209H229ZM100 209H101V211H100ZM104 209V210H103ZM110 209V210H109ZM117 209V210H116ZM67 210H69V211H67ZM77 210V211H76ZM178 210V212H179V210L180 209H177ZM219 210H221V212L219 211ZM83 211V212H82ZM98 211V212H97ZM103 211H105V213L107 214V215H104L103 213ZM107 211V212H106ZM203 211V212H202ZM72 214H71V213ZM74 212V213H73ZM115 212H116V214H115ZM191 212V213H190ZM198 212V213H197ZM83 213V214H82ZM101 213V214H100ZM180 213H181V211H180ZM202 213V214H201ZM204 213V214H203ZM220 213V214H219ZM222 213V214H221ZM78 214V215H77ZM200 214V215H199ZM217 214V215H216ZM226 214V215H225ZM73 217V216H75L74 218H77V217H80V218H82V220L80 219V218H77L78 220L75 222V221H73V219L71 220V219H69V217H71V216ZM82 215V216H81ZM102 215V216H101ZM189 215V216H188ZM197 215V216H196ZM203 215V216H202ZM215 217H214V216ZM222 215V216H221ZM196 216V217H195ZM203 218H202V217ZM224 216H225V218H226V220L224 219ZM71 217V218H72ZM83 217H85V218H83ZM97 217V218H96ZM106 217V218H105ZM222 217V218H221ZM232 217V218H231ZM87 218V220L89 219V223L88 222H86V219ZM186 219L185 221H183V219ZM102 219H104V220H102ZM76 220V219H75ZM80 220H81V222L83 221L84 222V220H85V224H88V225H85V226H87V227H90L89 229L87 228V227H82V224H83V222L81 223L80 222ZM94 220V221H93ZM187 220V222H189ZM205 220V219H204ZM214 220H217V221H214ZM228 220V221H227ZM230 220V221H229ZM74 223H73V222ZM93 223H92V222ZM96 221V222H95ZM122 221V222H121ZM201 221H203V220H201ZM224 221H225V223H224ZM227 221V222H226ZM91 222V223H90ZM121 222V223H120ZM221 222V223H220ZM229 222V223H228ZM135 223V225H133ZM80 225L79 227H78V225ZM126 224V225H125ZM186 224V223H185ZM230 224V225H229ZM100 225V226H99ZM124 225V226H123ZM132 225H133V227H132ZM187 225V224H186ZM225 225V226H224ZM126 226L129 228V229H127V230H129L128 231V234H130L131 235V233L133 234V235H131L132 237H133V239H134V241L132 240V244L133 245H129V244H131V243H128L127 241H125V240H127L126 239V237H127V230H126ZM139 226H140V223H139ZM139 226H136V227H138V229H139ZM144 226V224L142 225V227ZM149 226H153V225H151V224H148V230H149V228H151V227H149ZM197 226H198V224H197ZM201 226H203V227H201ZM227 226V227H226ZM98 227H99V229H98ZM145 227H146V224H145ZM157 227V228H156ZM161 225H155V226H153V228L154 229H151L152 230V232H153V230H156V229H158V231L156 230L155 232H163V234H161V237H164L163 235H164V231L161 229ZM185 227H187V226H185ZM93 228H95V229H97V230H95V232H94V230H93ZM144 228V227H143ZM181 228V227H180ZM208 228H209V231H207L208 230ZM142 229V228H141ZM145 230H147L146 228H144ZM197 229V230H196ZM67 230V231H66ZM136 230V228L134 229V231ZM203 230V231H202ZM97 231V232H96ZM98 231L100 232V233H98ZM142 230H140V232H138V234L140 235V233L142 234L143 232H141ZM180 231H181V229H180ZM201 233H199V232ZM210 231H214V235H216L217 234V236L215 237V239H214V235H213V237H211L210 239H206L207 238V234L208 233H210ZM103 232V233H102ZM130 232V233H129ZM145 232V231H144ZM150 232V231H149ZM152 232H150L151 233V236H152ZM208 232V233H207ZM95 233H96V236H93L92 234H94L95 235ZM102 233V234H101ZM147 233V232H146ZM90 234H91V237L90 238H93V237H96V239H91L92 240V242H91V240H90V238H89V236H90ZM223 234V235H222ZM100 235V236H99ZM103 235V239L101 238V236ZM124 235H126V236H124ZM137 235V234H136ZM197 235V236H196ZM221 235V236H220ZM138 236V235H137ZM141 236V235H140ZM142 236H144V235H142ZM150 236V237H151ZM154 236V235H153ZM193 236V237H192ZM203 236V237H202ZM204 236H205V238H204ZM88 237V238H87ZM100 237V239H102V240H100V239H98ZM128 237L130 238V236L128 235ZM127 237V238H128ZM132 237H131V239H132ZM145 237V236H144ZM143 237V239H147V240H149L148 239V237L147 238H144ZM156 237V235L154 236V238ZM219 237V238H218ZM220 237H223V238H221L222 240H220L219 242H220V244L218 243V240L220 239ZM225 237V238H224ZM124 238H125V240H124ZM138 238H139V236H138ZM152 238V237H151ZM186 238H184V239H186ZM195 238V239H194ZM164 239V238H163ZM202 239V240H201ZM207 241H206V240ZM213 239V244H210L211 245V254L209 253V256H208V250L210 249V245L209 244H207L206 242H209L210 243V241ZM229 241H228V240ZM88 240H90V241H88ZM97 240V241H96ZM99 240V241H98ZM195 240H197V241H195ZM210 240V241H209ZM216 240V241H215ZM93 241L94 242H96V243H93ZM159 243H161L160 245L158 244V242ZM193 241H194V243H193ZM198 241H200V243L198 242ZM204 241H206L205 242V244L203 243ZM227 241V242H226ZM127 242V243H126ZM130 242H131V240H130ZM138 242V243H137ZM146 242H148V241H146ZM85 243H87V244H85ZM99 243V244H98ZM199 243V244H198ZM202 243V244H201ZM227 245H226V244ZM193 244V245H192ZM195 244H197V245H195ZM208 245V247H207V245ZM95 245L97 246V247H95ZM127 245V248H125L124 246H126ZM137 245V246H138ZM199 245V246H198ZM206 245V246H205ZM213 245H218V247L216 246V248H214V246ZM140 246V245H139ZM138 246V247H139ZM151 247L152 249H150V248H147L148 250H150L149 251V253H146V254H149V255H156L157 257L159 256V255H161V254H163V255H161L162 256V258L164 259V255H165V252L163 253V252H159V250H158V246H156V247ZM204 247V250H203V247ZM124 247V248H123ZM191 247V248H190ZM197 247V248H196ZM201 247V248H200ZM206 247V248H205ZM221 247V248H220ZM92 248H95V249H92ZM153 248H155V249H153ZM157 248V249H156ZM197 250H196V249ZM218 248V249H217ZM92 249V250H91ZM121 249L123 250V251H121ZM132 249V248H131ZM131 249H128V250H126V251H130ZM134 249V248H133ZM163 249V248H162ZM161 249V250H162ZM200 249L202 250V251H200ZM215 249V250H214ZM153 250H154V252L156 251V254L154 253L153 254ZM164 250V249H163ZM217 250H218V253H217ZM220 250V251H219ZM95 251H97V252H101V253H97L98 255H99V258L100 259H102V260H100L99 258H98V256L97 255H95L96 254V252ZM136 251H137V253H136ZM144 252L146 251V250H143ZM143 251H141L139 254H143L144 252ZM95 253V254H93V255H95L94 257L95 258H93V260H92V258H91V256H90V254H92V253ZM124 253V255L122 256V254ZM227 252V253H226ZM125 253H127V255H125ZM222 253V254H221ZM89 254V255H88ZM137 255L138 257L139 256H141V255ZM198 254V256L197 257H199L200 255ZM207 254V255H206ZM92 255V256H93ZM102 255V256H101ZM97 256V257H96ZM101 256V257H100ZM125 256V257H124ZM136 256V257H137ZM147 258H146V260L148 259V256L147 255H145ZM161 256H159V258L161 257ZM166 256V255H165ZM206 256H208L207 258H206ZM213 255L211 256V257H214ZM127 257V258H126ZM142 258L144 257V254H143V256H141ZM201 257H202V255H201ZM220 257V258H219ZM126 258V259H125ZM131 258V257H130ZM129 258V260H131ZM159 258L157 259L156 257L154 258V260L153 261H155L156 259L157 260H159ZM162 258H160L161 259V261L163 262V260H162ZM196 258V257H195ZM195 258H193V260L195 259ZM200 258V257H199ZM198 258V259H199ZM94 259H96L95 261H94ZM97 259L100 261V263L99 262H96L97 261ZM139 259H140V257H139ZM197 259V258H196ZM215 259V258H214ZM135 261H137V259L135 258L134 259ZM156 260V261H157ZM193 260H191L192 262H193ZM124 261H126V262H124ZM128 261V262H127ZM132 261V260H131ZM139 261V260H138ZM141 261H142V259H141ZM143 261H145V260H143ZM160 261V260H159ZM215 261V260H214ZM94 262V263H93ZM140 262V261H139ZM139 262H136V263H139ZM198 262V261H197ZM196 262V260L194 261V264L196 263V264H198ZM203 262H205L204 260L203 261H199V263L200 264H203ZM220 262V263H219ZM227 262V263H226ZM130 263H132V262H130ZM135 262H133V264H134ZM142 262H140L139 264H141ZM146 264H147V261H146ZM152 264H153V262H152ZM204 264H207V262H205Z\"/></svg>",
	"mask_w": 264,
	"mask_h": 264
},
{
	"label": "snow or ice",
	"instance_id": "6c2138e0",
	"mask_svg": "<svg viewBox=\"0 0 264 264\" xmlns=\"http://www.w3.org/2000/svg\"><path fill=\"white\" fill-rule=\"evenodd\" d=\"M173 8L169 14L164 17L165 24L168 27V31L173 36H180L187 39H192V33L207 23L206 17H193L186 13L180 11L181 5L176 4L174 6H169ZM235 8H245L249 7L246 3L241 0L240 3L231 5ZM262 12V31H264V5H261ZM197 86L189 84L185 87V93L191 97ZM171 100L170 94L161 90L155 100L154 107L160 105L169 104ZM28 100L26 103H30ZM199 119L201 125L207 130L208 134L211 135L213 129L215 128L217 122L222 118V111L212 112L207 104L199 105ZM7 116V113H6ZM238 146L235 145L228 139L220 140L217 138L214 155L218 162L219 167L223 172H228L233 160V157L237 155ZM0 176H3L7 180L9 191L5 192L3 181L0 180V235L11 231L17 224L21 211L27 210V205L25 202V197H31L32 193L27 187L18 191V184L15 178L10 172L5 170H0ZM259 197L261 203H264V182L261 183L258 192H253V199ZM149 204L145 207V217L152 223H155L156 217L153 211L154 205L151 203V197H149ZM33 211H35V201H33ZM259 218L261 220V229L264 230V208H261L259 212ZM67 264V262H66ZM153 264H172L171 260L153 261Z\"/></svg>",
	"mask_w": 264,
	"mask_h": 264
},
{
	"label": "crops",
	"instance_id": "0c3cea01",
	"mask_svg": "<svg viewBox=\"0 0 264 264\" xmlns=\"http://www.w3.org/2000/svg\"><path fill=\"white\" fill-rule=\"evenodd\" d=\"M18 239L19 236L16 233H13L12 235H6V233H4L3 235H0V246L11 245L18 241Z\"/></svg>",
	"mask_w": 264,
	"mask_h": 264
}]
</instances>
